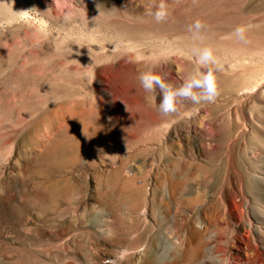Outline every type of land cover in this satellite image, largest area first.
Here are the masks:
<instances>
[{"label":"rangeland","instance_id":"1","mask_svg":"<svg viewBox=\"0 0 264 264\" xmlns=\"http://www.w3.org/2000/svg\"><path fill=\"white\" fill-rule=\"evenodd\" d=\"M166 2L0 0V264L264 257V0ZM206 46L219 96L162 114L139 75L179 86Z\"/></svg>","mask_w":264,"mask_h":264},{"label":"clouds","instance_id":"2","mask_svg":"<svg viewBox=\"0 0 264 264\" xmlns=\"http://www.w3.org/2000/svg\"><path fill=\"white\" fill-rule=\"evenodd\" d=\"M151 7L154 12H149L153 15L157 22L166 21L170 15L166 0H151ZM35 9L24 10L16 13L29 14ZM204 24L197 20L193 25L189 26V32L197 37ZM244 27L235 29V36L240 40H244ZM192 56L199 67L189 75L179 86L171 82H166L161 75L155 74L149 70L139 75L138 80L143 90L151 94L153 104L158 111L167 115L175 113L178 110V105L184 101H190L192 104L214 103L219 96L217 85L216 72L222 70V65L218 57L214 54V50L210 46L203 48L195 47L192 50ZM157 96L160 97V102L156 104Z\"/></svg>","mask_w":264,"mask_h":264},{"label":"bare ground","instance_id":"3","mask_svg":"<svg viewBox=\"0 0 264 264\" xmlns=\"http://www.w3.org/2000/svg\"><path fill=\"white\" fill-rule=\"evenodd\" d=\"M21 3V2H20ZM23 15V14H22ZM25 15V14H24ZM25 17V16H24ZM30 17V16H29ZM33 17V16H32ZM26 21V20H25ZM36 21V20H35ZM33 22V21H32ZM40 22V21H39ZM34 23V22H33ZM28 24V23H27ZM40 26V25H39ZM62 40V39H61ZM92 44V43H91ZM39 45V44H38ZM41 45V44H40ZM34 46V45H33ZM127 46V45H126ZM91 54V53H90ZM96 58V57H95ZM238 63V62H237ZM248 72V71H247ZM70 114V113H69ZM49 117V116H48ZM51 117V116H50ZM49 119V118H48ZM50 120V119H49ZM45 121V120H44ZM73 122V121H72ZM47 124V123H46ZM64 125V123H63ZM52 125H50L51 127ZM60 126V124H59ZM53 127V126H52ZM62 128V127H61ZM51 129V128H50ZM49 129V131H50ZM60 129V128H59ZM57 133V131H56ZM49 134V133H47ZM54 134V133H53ZM48 139V135H47ZM230 178V177H229ZM231 180V179H230ZM241 191L240 185L234 181H230L229 187L223 188V194L226 197V201L228 202L229 206L228 209L232 211L234 207H237V204L234 202V198L237 197V194H239ZM243 191V190H242ZM233 215V213H231ZM244 227V226H243ZM242 235V234H240ZM248 235H242L240 243L236 244L238 253H235L232 255L234 260V264H264V257L262 256V253L260 250L251 244V240L247 238ZM250 238V237H249ZM230 263V262H229Z\"/></svg>","mask_w":264,"mask_h":264}]
</instances>
